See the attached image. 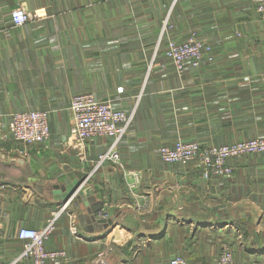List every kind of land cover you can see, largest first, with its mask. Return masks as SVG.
Here are the masks:
<instances>
[{"label":"crops","instance_id":"0c3cea01","mask_svg":"<svg viewBox=\"0 0 264 264\" xmlns=\"http://www.w3.org/2000/svg\"><path fill=\"white\" fill-rule=\"evenodd\" d=\"M19 4L45 14L16 25ZM167 16L166 39L195 34L212 45L214 60L177 73L168 41L158 44ZM82 91L135 109L119 143L123 168L96 166L110 136L82 149L65 144L71 97ZM242 92L251 93L250 112L264 115V19L252 0H0V264H35L15 260L20 228L42 227L65 203L54 199L55 183L84 177L100 209L92 217V202L71 199L46 240L67 259L45 264H162L174 254L216 264L225 247L235 264H264V153L233 159L232 176L210 180L196 163L158 154L182 136L213 138L200 115L234 106ZM27 109L48 110L47 143L11 137L12 113ZM124 169L138 174L134 192Z\"/></svg>","mask_w":264,"mask_h":264},{"label":"built area","instance_id":"2783aa9c","mask_svg":"<svg viewBox=\"0 0 264 264\" xmlns=\"http://www.w3.org/2000/svg\"><path fill=\"white\" fill-rule=\"evenodd\" d=\"M252 2L259 16L264 19V0H252ZM44 14L41 11L29 12L14 9L11 13V20L19 25ZM169 28L168 19H165L160 38ZM166 54L179 74L185 73L188 66L196 68L214 60L212 45L195 34L183 40L169 39ZM70 109L73 124L71 126V138L65 144L73 143L74 146L82 149L86 148L87 143L98 137L110 136L112 141L106 150L100 154L96 166L111 161L123 168L119 143L129 132L135 116V109L127 111L117 108L111 100L99 99L91 91L74 93L71 97ZM8 129L11 137L21 145L47 143L50 138L49 112L44 109L15 111L11 115ZM262 150H264V138L215 146L203 145L197 140L180 137L173 145H161L158 154L167 163L188 164L194 162L201 170V176L210 180L233 175L234 168L229 160L234 155ZM124 174H133L134 179L129 180L126 177V183L128 189L134 192L136 187L135 176L138 174L125 169ZM69 202L63 203L42 227L24 226L20 228L18 236L25 242L23 250L15 259L16 261L31 258L35 264H45L49 260L67 259L68 254L65 249H49L46 247V240L54 230L58 216L67 209ZM3 235L4 229L0 223V238ZM166 264H189V261L183 255L174 254ZM216 264H235L233 252L229 247L223 249Z\"/></svg>","mask_w":264,"mask_h":264},{"label":"rangeland","instance_id":"374dc122","mask_svg":"<svg viewBox=\"0 0 264 264\" xmlns=\"http://www.w3.org/2000/svg\"><path fill=\"white\" fill-rule=\"evenodd\" d=\"M14 9H19V10L30 12V10L26 9L21 4H19ZM14 9L11 10V13ZM37 11H40V10H37ZM31 12H36V11H31ZM165 19H168V23H169V16L165 17ZM170 32H168L167 38L173 37V35ZM169 39H167L168 42H169ZM161 41H162V38L158 40V44L161 43ZM232 101H233L234 106H229V108H227L228 105H224L222 107L217 108L213 114H210V115L204 114V115H200V117L197 115V117H199L200 119L203 118L202 120H200L201 122L203 121L207 125L209 124L212 125L213 138L205 139L204 141L197 140L196 138H190V137L185 138L183 136L182 138L189 139V140H197L203 145H215V146L233 144V143H239V142H247V141H251L255 139L264 138V120L262 121V118L264 117V115L253 114L250 112L251 111L250 106L252 105L251 93L242 92L240 95L234 97ZM237 105H238V108H237ZM243 107H245L244 110H247L250 113L249 112L240 113V110L243 109ZM234 110L236 111L233 112ZM262 153H264V150L243 152L239 155H234V157H231L229 162L233 166V164L231 163L233 159H241V158L245 159L251 156L255 157ZM139 245H143V244L140 243ZM163 254L165 255L164 252ZM164 255H162V257ZM164 257H166V255ZM167 261L163 262L162 264H166Z\"/></svg>","mask_w":264,"mask_h":264},{"label":"water","instance_id":"95a60500","mask_svg":"<svg viewBox=\"0 0 264 264\" xmlns=\"http://www.w3.org/2000/svg\"><path fill=\"white\" fill-rule=\"evenodd\" d=\"M27 171L30 175H32V169L27 164ZM87 177L82 179H66L63 183H55L52 188V193L54 199L60 202H67L73 198L83 201L87 206L89 203H94L95 189L92 185L87 184ZM101 202H99L96 206L91 205V209L89 206V214L93 217V213L100 209Z\"/></svg>","mask_w":264,"mask_h":264},{"label":"trees","instance_id":"16d2710c","mask_svg":"<svg viewBox=\"0 0 264 264\" xmlns=\"http://www.w3.org/2000/svg\"><path fill=\"white\" fill-rule=\"evenodd\" d=\"M168 25H170V19H169V23H168ZM169 30L167 29L166 31H165V33H164V35H163V37H162V41H161V43L162 42H164L165 40H167L166 38H167V32H168ZM190 66H188V68H189ZM188 68H187V70H188ZM187 70L185 71V72H187ZM60 202V201H59Z\"/></svg>","mask_w":264,"mask_h":264}]
</instances>
